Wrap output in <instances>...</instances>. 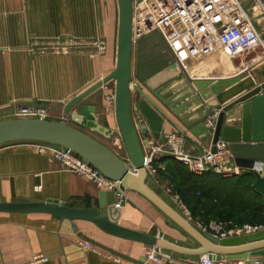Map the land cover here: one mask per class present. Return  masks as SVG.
Returning <instances> with one entry per match:
<instances>
[{
  "label": "crops",
  "instance_id": "crops-1",
  "mask_svg": "<svg viewBox=\"0 0 264 264\" xmlns=\"http://www.w3.org/2000/svg\"><path fill=\"white\" fill-rule=\"evenodd\" d=\"M118 37V0H0V122L14 119V113L20 107L38 106L48 108L53 120H65L71 126L78 127L70 117L64 115L65 106L115 70ZM59 38H97L104 41L107 48L104 54L92 59L82 51L58 54L36 46ZM258 60L262 63L257 64ZM263 60L264 48L235 59L219 56L184 71L162 35L151 32L133 41L131 78L132 83L140 86L174 122L164 123L162 142L168 135L179 133L185 137L186 148L200 155L210 146L211 140L199 141L192 132L198 118L196 108L192 107L176 117L159 97H174L171 103L176 102L191 91L187 89V81L239 76L238 73L250 72L261 64L264 66ZM259 69L264 73V67ZM249 76L242 83L248 81ZM253 78L258 85V79L254 75ZM115 89V81H112L87 98V102L95 104L101 101L104 106L99 111L101 120H107L111 129L119 131ZM155 92L158 96H155ZM141 100L133 90L132 105H137ZM235 108L238 113L231 122L236 127L241 120V106ZM258 110L255 113V121H259L256 128L261 130L264 128V118L261 107ZM92 135L120 157H125L122 139ZM150 144L151 147L156 145ZM163 162L169 166L172 164L171 160ZM256 180L253 176V189L264 198V191L255 188ZM147 184L186 218L182 209L156 186L151 177H147ZM37 186H41V190L36 191ZM214 186V189L220 190L223 184L215 181ZM103 192L85 177L64 169L50 152L40 153L30 141L0 146V202L58 200L71 208L105 210L114 224L158 236L186 250L176 252L163 249L173 258V262L166 260L163 264H198L201 256L194 255L193 251L201 249V244L144 196L127 191L128 201L124 206L115 204L101 208L100 202L105 204L111 199L106 195L100 201L99 196ZM215 202V198H204L205 206L199 208L198 213H208V206ZM184 207L190 215L188 221L204 234L195 223L200 220L199 214H193L196 211L192 212L186 205ZM83 241H90L96 251L83 249ZM146 246L113 236L89 221L61 219L49 214L0 213V264H32L39 255L46 256L48 260L38 264H142ZM116 259L121 262L117 263ZM240 261L243 264H264V248L251 252L249 259L233 260L230 264Z\"/></svg>",
  "mask_w": 264,
  "mask_h": 264
},
{
  "label": "water",
  "instance_id": "water-1",
  "mask_svg": "<svg viewBox=\"0 0 264 264\" xmlns=\"http://www.w3.org/2000/svg\"><path fill=\"white\" fill-rule=\"evenodd\" d=\"M118 3L119 37L115 70L71 100L64 109V115L70 117L78 127L71 126L65 120H5L0 122V146L30 141L72 149L106 178L119 181L127 191L144 196L197 240L201 244V249L193 251L194 255H207L213 260L249 259L251 252L264 248V228H261L257 234L225 239L201 234L148 186V174L145 169L146 152L151 148L150 143L157 144L164 139V123L174 124V122L140 86L132 83L133 0H118ZM257 14L260 15L258 12ZM251 72L258 79V85L253 75L249 76V74L247 76H249L250 83L240 87L239 90L236 88L241 86L247 76L239 75L219 80L196 79L187 81V89L191 91L186 92L180 100L172 103L174 97L168 99L159 97V100L176 117H180L185 111L195 107L198 118L192 130L193 134L199 141L210 139L214 145L219 141L229 143L236 164L245 170V174L255 176L257 179L255 188L260 189L259 185L264 183V128L261 130L256 128L259 121H255V116L257 111H260L258 108L261 107L264 118V73H261L258 68H253ZM181 78L182 76L178 79ZM112 81L116 84L115 114L119 131L111 129L107 120H101L99 111L104 107L101 101L95 104L87 102V98ZM133 90L138 93L140 99L142 98L135 106L132 105ZM154 94L158 96L156 92ZM238 95L241 96L234 102L226 104ZM176 106H178L177 109ZM236 106H241V120L235 127L231 121L238 113ZM221 107L223 109L218 113ZM207 120L213 123L212 130L206 127ZM92 134H99L106 139L114 137L122 139L125 157H120ZM200 155L202 156L203 152ZM106 195L111 199L105 204L100 202L101 208L116 204L115 196L110 192L101 193L100 201ZM0 213L49 214L61 219L89 221L119 238L176 252L186 251L158 236L114 224L105 210L71 208L58 200L30 203L0 202Z\"/></svg>",
  "mask_w": 264,
  "mask_h": 264
},
{
  "label": "built area",
  "instance_id": "built-area-1",
  "mask_svg": "<svg viewBox=\"0 0 264 264\" xmlns=\"http://www.w3.org/2000/svg\"><path fill=\"white\" fill-rule=\"evenodd\" d=\"M262 21L264 0H133V41L151 32H159L184 71L219 56L235 59L260 47L264 48ZM36 46L43 51L58 54L82 51L92 59L104 54L107 48L106 43L97 38L94 40L59 38ZM256 63L262 62L259 63L258 60ZM14 119L54 118L48 108L34 106L18 108L14 113ZM206 127L213 129V123L207 120ZM32 143L40 153L50 152L64 169L85 177L99 191L113 193L119 207L128 201L127 190L121 182L106 178L72 149L44 142ZM167 156L175 158L198 175L212 172L222 177H234L245 172L236 164L231 146L225 141H219L215 145L211 143L202 156L191 153L186 148L185 137L179 133L170 134L164 142L152 146L145 157L148 177H151L156 186L182 209L187 220L190 218L189 212L182 204L180 195L168 181V167L162 161ZM35 189L39 191L41 186ZM196 224L202 233L218 239L247 235L262 228L244 225L224 232L223 227L216 222L209 225ZM81 247L96 251L90 241H83ZM47 260L46 256L39 255L34 258L32 264ZM166 260L173 262L171 254L167 251L155 245L146 246L142 264H163ZM115 261L121 262L119 259ZM198 264H230V261L213 260L203 255L199 258ZM238 264L243 263L240 261Z\"/></svg>",
  "mask_w": 264,
  "mask_h": 264
},
{
  "label": "trees",
  "instance_id": "trees-1",
  "mask_svg": "<svg viewBox=\"0 0 264 264\" xmlns=\"http://www.w3.org/2000/svg\"><path fill=\"white\" fill-rule=\"evenodd\" d=\"M166 160L172 161L170 166L167 164L168 181L180 195L182 203L190 210L192 209V212L196 211L193 214L198 215L199 208L202 209L205 206L204 198L216 199L217 202L208 206L210 211L206 213L207 215H198L201 223L208 222L207 218L210 215L221 214L227 222L233 221L230 229L244 225L264 226V198L253 189L252 175L243 173L240 176L222 177L212 172L198 175L171 156L162 159L165 162ZM215 181L223 184L220 190L214 189ZM214 191H219L216 192L218 195Z\"/></svg>",
  "mask_w": 264,
  "mask_h": 264
},
{
  "label": "rangeland",
  "instance_id": "rangeland-1",
  "mask_svg": "<svg viewBox=\"0 0 264 264\" xmlns=\"http://www.w3.org/2000/svg\"><path fill=\"white\" fill-rule=\"evenodd\" d=\"M247 3H249V1H247ZM261 26H262V31H263V33H264V21H262V23H261ZM155 36L157 37V35L155 34ZM163 37V36H162ZM164 39V38H163ZM165 40V39H164ZM264 40V39H263ZM166 45H167V43H166ZM258 52H260V51H262V47H260V48H258V49H256ZM251 73V71L250 72H241V73H238L237 75H241V76H247V74H250ZM253 74H251V76H252ZM232 77H234V76H232ZM231 77V78H232ZM209 218H207L208 219V222H206V223H201L200 222V220L198 219V220H196L195 221V223H201V224H203V225H209L211 222H216V223H218V224H220L222 227H223V229H224V232H229L230 231V226H232V222H227L226 220H224V217H223V215H221V214H218L217 216H213V215H210V216H208ZM235 223V222H234ZM229 238V237H228ZM231 238V237H230Z\"/></svg>",
  "mask_w": 264,
  "mask_h": 264
},
{
  "label": "bare ground",
  "instance_id": "bare-ground-1",
  "mask_svg": "<svg viewBox=\"0 0 264 264\" xmlns=\"http://www.w3.org/2000/svg\"><path fill=\"white\" fill-rule=\"evenodd\" d=\"M261 66H262V64H261V65H258V66L255 67V68H258V69L261 68V69H262V67H264V66H262V67H261ZM259 70H260V69H259ZM260 71H261V70H260ZM248 81H249V80H248ZM248 81H246L245 83H241V86H238L236 89L239 90L240 87L247 86V85L250 83V81H249V83L247 84ZM262 184H264V183H262ZM262 184L259 185V188L262 189V190H264V187H262Z\"/></svg>",
  "mask_w": 264,
  "mask_h": 264
}]
</instances>
